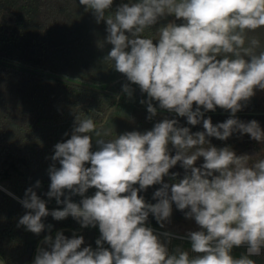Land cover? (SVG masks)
<instances>
[{"label":"clouds","instance_id":"9594fccd","mask_svg":"<svg viewBox=\"0 0 264 264\" xmlns=\"http://www.w3.org/2000/svg\"><path fill=\"white\" fill-rule=\"evenodd\" d=\"M79 4L97 23L105 22V43L112 47L104 60L146 94L140 103L147 106V118L157 115L155 101L160 110L185 117L188 125L202 123L204 130L193 133L177 119L165 118L151 130L106 139L112 129L94 118L102 114L81 118L75 106L72 134L54 146L48 169L46 195L63 207L50 212L29 187L19 200L28 211L18 226L39 235L46 229L42 218L71 216L83 228L98 226L100 237L95 249L82 247L83 236L53 235L48 225L50 234L33 264H257L251 257L264 250V158L217 148L207 138L226 141L239 133L264 143L258 121L236 117L257 90H264V48L249 36L264 29V0H128L114 12L113 0ZM167 16L182 23L159 27L155 38L144 35ZM122 91L132 97L128 83ZM217 108L231 115L213 124L205 113ZM199 158L203 163L196 166ZM178 163L184 169L179 179V173L170 175ZM153 185H160L156 202L148 203L139 193ZM92 188L95 193L87 196ZM66 192L82 199L73 202ZM173 204L199 228L180 237L189 241L188 249H170L175 234L147 226L151 214L163 228ZM241 246L246 253L234 256L233 249Z\"/></svg>","mask_w":264,"mask_h":264},{"label":"trees","instance_id":"16d2710c","mask_svg":"<svg viewBox=\"0 0 264 264\" xmlns=\"http://www.w3.org/2000/svg\"><path fill=\"white\" fill-rule=\"evenodd\" d=\"M127 2L113 0L111 11ZM173 18H162L144 35L155 38L156 30ZM180 23L182 21L176 19V24ZM106 36L105 22L97 23L93 13L85 11L79 0H0V61L80 84L56 81L0 62V258L5 264L33 263L39 241L50 234L48 225L52 226L53 235L59 229H67L61 232L69 238L73 234L84 237L82 247H97L98 226L83 228L71 216L62 221L51 215L42 218L46 229L39 235L23 225L18 226L19 219L28 211L19 200L24 198L29 187L46 201L50 212L63 207L55 198L49 199L46 195L50 186L48 169L54 163L51 160L54 146L72 134L77 115L75 106L82 111L81 118L92 112L102 114L94 118L98 125L103 123L112 129L111 136L106 139L133 130H151L155 123L165 118L177 119L180 126L189 127L193 133L204 130L202 123L188 125L185 117L160 110L155 101L157 115L149 120L146 104L140 103L147 99L146 94L115 71L110 61L104 60L112 47L105 43ZM249 36L257 37L264 48V29ZM126 83L133 89L131 98L122 91ZM193 107L195 109V105ZM230 115L217 108L215 112H206L205 118L211 117L213 124H217ZM236 117L244 122L256 120L264 129V107L255 95ZM207 139L217 148L230 146L238 155L255 157L259 154V158H264V143L252 140L247 134L234 133L226 141L214 137ZM169 147L175 155V149ZM93 150H96L94 141ZM202 163L203 158H199L196 166ZM171 173H179V179L184 169L178 163L170 169ZM36 181H40L39 188L34 187ZM164 182L172 181L165 177ZM159 187L150 186L139 194L146 202L155 203L153 194ZM95 191L89 189L86 195L91 196ZM65 194L76 203L82 199L68 192ZM152 220L150 214L147 224Z\"/></svg>","mask_w":264,"mask_h":264},{"label":"rangeland","instance_id":"374dc122","mask_svg":"<svg viewBox=\"0 0 264 264\" xmlns=\"http://www.w3.org/2000/svg\"><path fill=\"white\" fill-rule=\"evenodd\" d=\"M255 97L258 102L264 107V90H257ZM152 219L153 220L151 224H147V226L152 227L155 232H171L175 234L174 238L171 241V244L169 245L170 249H173L176 246H181L184 249H188L190 247L189 241H187L186 239H180V237H184L189 231L199 230L198 226L195 224V221L186 219L184 212L176 209L175 206L173 207L170 222H165L163 228L160 227V224L157 223L153 216ZM242 252L244 253V249L242 247L233 249V255L236 257H239ZM253 259L256 260L257 264L264 261V257H260V259L259 257H255Z\"/></svg>","mask_w":264,"mask_h":264},{"label":"water","instance_id":"95a60500","mask_svg":"<svg viewBox=\"0 0 264 264\" xmlns=\"http://www.w3.org/2000/svg\"><path fill=\"white\" fill-rule=\"evenodd\" d=\"M170 22H174V23H176V18H173L172 20H170ZM170 22H169V23H170ZM0 62H1V63H4V62H2V61H0ZM4 64H7V65H9V66H15V65H13V64H9V63H4ZM15 67H17V68H19V69H24V70H26V71H30V72L35 73V74H38V75H42V76H44V77H47V78H50V79H53V80H56V81H60V82L68 83V84L80 85V84H78V83H76V82H74V81H71V80H68V79H65V78L57 77V76H54V75H50V74H46V73H42V72H38V71H34V70H29V69H27V68H23V67H20V66H15ZM87 88H89V87H87ZM98 91H101V90H98ZM62 230L65 231V230H67V229H62ZM62 230L59 229V230L56 231V233L61 232ZM43 240H44V239H42L41 241H39V243H38V245H37V250H38L40 247L43 246ZM36 254H37V251H36ZM0 264H5L4 261H3L1 258H0ZM29 264H33V263H29Z\"/></svg>","mask_w":264,"mask_h":264},{"label":"built area","instance_id":"2783aa9c","mask_svg":"<svg viewBox=\"0 0 264 264\" xmlns=\"http://www.w3.org/2000/svg\"><path fill=\"white\" fill-rule=\"evenodd\" d=\"M241 247L244 249V253H246V246H241ZM263 253H264V250H262V254L261 255H263ZM260 256H254V257H251V258L253 259L255 257H260Z\"/></svg>","mask_w":264,"mask_h":264},{"label":"crops","instance_id":"0c3cea01","mask_svg":"<svg viewBox=\"0 0 264 264\" xmlns=\"http://www.w3.org/2000/svg\"><path fill=\"white\" fill-rule=\"evenodd\" d=\"M243 253V252H242ZM260 257H264V253H263V255H261ZM260 257H259V259H260ZM259 264H264V261L263 262H260Z\"/></svg>","mask_w":264,"mask_h":264}]
</instances>
